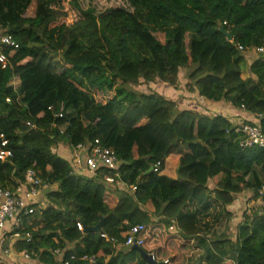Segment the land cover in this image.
Listing matches in <instances>:
<instances>
[{"label": "trees", "instance_id": "1", "mask_svg": "<svg viewBox=\"0 0 264 264\" xmlns=\"http://www.w3.org/2000/svg\"><path fill=\"white\" fill-rule=\"evenodd\" d=\"M0 29L18 44L0 41V135L12 152L0 162V188L15 189L28 169L48 186L47 206L33 204L22 218L31 240L16 247L30 261L61 264L59 250L65 259L74 253V264H90L84 255L94 264H148L124 246L140 224V248L157 264H264V195L234 241L198 227L211 205L230 217L235 195L258 199L264 148L241 149L229 119L182 109L150 85L177 89L186 69L189 93L260 115L264 133V51H256L264 48V0H0ZM140 84L150 91L133 89ZM106 92L112 97L97 99ZM94 140L115 152L125 189L106 186L113 172L104 167L75 173L72 156L60 152ZM176 144L182 152L172 179L162 172ZM157 162L159 171L149 172ZM100 217L107 238L76 227Z\"/></svg>", "mask_w": 264, "mask_h": 264}, {"label": "built area", "instance_id": "2", "mask_svg": "<svg viewBox=\"0 0 264 264\" xmlns=\"http://www.w3.org/2000/svg\"><path fill=\"white\" fill-rule=\"evenodd\" d=\"M225 24V23H224ZM1 45L3 47H9L13 49L18 48V44L15 42L13 37L9 34H4L1 38ZM242 50V47H238ZM257 52H263L264 48L256 49ZM6 62V57L0 54V63L4 64ZM9 102V99H6ZM51 111L52 107H48ZM244 111V110H242ZM246 112V111H245ZM55 118H62V113L54 114ZM257 121L239 120L232 121L229 120L234 128L236 134L239 135V146L241 149L248 148H264V133L259 124L260 115H254ZM27 127L34 128V125L30 122L26 123ZM63 133V129L59 131ZM0 162L6 161L12 156V152L8 149V141L3 135H0ZM71 156L73 158L74 172L77 174L89 173L94 174L96 170L100 167H104L113 172L111 176H105L103 181L106 185H113L120 183V178L118 173H116L118 160L116 158L115 152L108 148L100 145L98 140H94L93 143H82L78 144L72 149ZM160 162H157L153 167L152 171L158 172L160 169ZM131 191H135L136 187H129ZM48 186L42 183L38 176V173L32 169H28L24 175V181L20 183L15 189H2L0 188V248H5V243L3 238H1L2 233L6 230L8 226L12 228L13 236L25 242L31 240V233L23 231L21 228L22 218L27 217L34 213L35 208L32 206L34 198L38 195L41 190H47ZM255 194L258 196L257 200H260L264 195V172L261 177L260 186L255 189ZM254 194V195H255ZM255 197V196H254ZM76 227L79 231L83 232V225L81 222H76ZM143 230V226L140 224L132 226L128 232L125 234V247L137 246L141 247L143 244L142 238L138 237L137 234ZM102 238H107L106 235L101 234ZM110 242L115 243L114 239H109ZM8 253L9 250H5ZM54 253L61 258V264H74L77 261V257L74 253H71L69 258L65 259L62 252L55 250ZM20 256L25 259H30V254L26 250L19 252ZM155 260L154 255L150 254ZM81 261H86L90 264L95 263V258L93 256L88 257L84 255ZM165 263L167 261H164Z\"/></svg>", "mask_w": 264, "mask_h": 264}, {"label": "crops", "instance_id": "3", "mask_svg": "<svg viewBox=\"0 0 264 264\" xmlns=\"http://www.w3.org/2000/svg\"><path fill=\"white\" fill-rule=\"evenodd\" d=\"M249 55V56H248ZM247 55L246 59L249 62L252 58L254 52H250ZM247 78L249 74L244 71L242 74ZM243 77V76H242ZM244 78V77H243ZM187 82H182V80L179 78V87L177 89H173L171 87H168L167 85H164L160 82L151 83L152 89L155 90V92L161 93L165 97L171 98L178 102L180 108H186L193 111H197L200 113L209 114L211 116L214 115H221L223 117H226L229 120L232 121H239V120H248V121H257V118L253 114H250L248 112L242 111L240 109L234 108L230 104L226 102H211L208 100H205L201 97H199L195 93H189L186 88ZM62 155H66L67 158L71 157V150L67 147H64L60 150ZM182 152V148L180 145H176L174 150L172 148L171 154L167 157L165 161V166L162 174L168 176L169 178L175 179L176 178V169L179 163V154ZM70 153V155H69ZM264 172V171H263ZM263 172L260 173L261 177L263 176ZM82 175L84 173H81ZM110 188H115L116 186L119 188H126L124 183H116L113 185H106ZM46 190H41L38 195L34 198V201H32L33 204H37L38 208H45L47 206L46 203ZM260 205V200H257L255 198L250 200V195L248 191H243L237 195H235L233 203L231 205L227 206L228 211L230 212V217H226L224 215V209L219 206L217 203L215 206L217 207L218 213L210 214L209 217L203 218L205 215V211L202 212L201 218L203 219L200 227V224L198 225L199 229L201 228V231L206 233L209 231V235L212 236H218L222 233L225 234V236H222V239H228V240H235L236 234H237V227L239 224L244 220L245 215H249L251 209L256 208ZM149 211H152L151 204L146 206ZM196 207V206H195ZM193 205V208L196 209ZM175 227L171 226L169 229L173 230ZM12 228L8 226L6 230L2 233L1 238H3L5 243V248H0V263L3 264H41L37 260H25L23 259L20 254L19 250L16 247L18 238L13 236V231H11ZM199 236H204L201 232L198 234ZM206 237L207 244L210 246V241H212L211 237ZM218 239V240H221ZM216 241V240H213ZM74 244L69 245V248H72ZM223 249L225 250L227 245L225 243L222 244ZM9 250L8 253L5 250ZM59 257L58 255L54 254ZM199 256V254L197 255ZM196 256V257H197ZM60 258V257H59ZM58 258V259H59ZM61 259V258H60ZM224 259V258H222Z\"/></svg>", "mask_w": 264, "mask_h": 264}, {"label": "rangeland", "instance_id": "4", "mask_svg": "<svg viewBox=\"0 0 264 264\" xmlns=\"http://www.w3.org/2000/svg\"><path fill=\"white\" fill-rule=\"evenodd\" d=\"M27 16H33V7H30L26 13ZM5 32L0 29V38L2 37V35L4 34ZM256 53V52H255ZM186 75H187V70L186 69H182L181 72H180V79L182 80V82H187L186 80ZM244 78L245 76L242 75ZM150 85H147V84H140L138 86H134L133 89H135L136 91H139V92H144V93H147L148 91H150L149 87ZM113 95V92H106V93H103V95H100V96H97V99L102 101V102H105L106 100H108L110 97H112ZM178 145V144H176ZM175 145V146H176ZM175 146L173 147V150L175 148ZM182 148V146H181ZM64 156V155H63ZM262 175V174H261ZM249 195H250V200L254 198L252 192L248 191ZM212 200H214L213 198H211ZM217 207L218 206H215V205H211V207H209L207 209V211H205V215H204V219L209 217L210 214H216L218 213L219 210H217Z\"/></svg>", "mask_w": 264, "mask_h": 264}, {"label": "water", "instance_id": "5", "mask_svg": "<svg viewBox=\"0 0 264 264\" xmlns=\"http://www.w3.org/2000/svg\"><path fill=\"white\" fill-rule=\"evenodd\" d=\"M219 31L223 33L227 37L228 40H232V35L229 34L224 30L222 26L218 27ZM152 168H150L148 171L150 172ZM103 217H100L99 222L93 226V227H88L84 226L83 227V233L88 234V233H101L102 232V224H103ZM131 248L136 249L140 252L142 258L148 263V264H157L155 260H153L152 256L150 254L145 253L140 247L137 246H132Z\"/></svg>", "mask_w": 264, "mask_h": 264}]
</instances>
